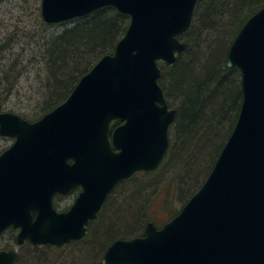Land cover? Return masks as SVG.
Wrapping results in <instances>:
<instances>
[{
	"label": "water",
	"instance_id": "water-1",
	"mask_svg": "<svg viewBox=\"0 0 264 264\" xmlns=\"http://www.w3.org/2000/svg\"><path fill=\"white\" fill-rule=\"evenodd\" d=\"M197 0H41L47 24L114 7L129 17L112 54L102 56L68 97L36 121L0 113V235L17 229V245L63 246L80 240L114 186L158 168L169 147L170 109L158 84L187 44L178 38ZM225 65L240 73L235 125L208 176L161 227L116 239L100 264H264V6L242 25ZM80 192L66 211L55 194ZM15 250L0 251L12 264Z\"/></svg>",
	"mask_w": 264,
	"mask_h": 264
},
{
	"label": "trees",
	"instance_id": "trees-1",
	"mask_svg": "<svg viewBox=\"0 0 264 264\" xmlns=\"http://www.w3.org/2000/svg\"><path fill=\"white\" fill-rule=\"evenodd\" d=\"M262 6L264 0H197L190 27L180 37L186 49L173 67L160 63L158 84L169 107L176 110L168 130L167 153L155 171L139 172L119 183L130 186L125 189L127 195L121 193L119 204L109 193L99 215L105 212L103 218L110 216V221L100 224L103 231L93 227L92 241H71L76 249L62 259L65 264H100L110 243L138 236L141 231L136 227L140 223L143 227L147 222L162 226L199 189L231 133L240 108V73L225 65L229 45L244 22ZM37 8L36 4L30 16L36 21L34 30L38 33L16 27L0 44V95L4 100L19 95L14 85L21 78L30 79V72L38 79L36 88L23 93L39 102L30 121L62 103L102 56L112 54L129 23L127 15L103 7L71 21L47 24ZM29 35H34L35 49L29 54L24 47L15 52L18 44L24 46L29 41ZM13 56L16 61L11 63ZM138 180L166 181L165 196H159L156 203L152 198L146 202L145 188L153 182L135 183ZM43 247L50 249V245ZM50 255L52 252L43 249L37 261L24 264H52L55 259L49 260Z\"/></svg>",
	"mask_w": 264,
	"mask_h": 264
},
{
	"label": "rangeland",
	"instance_id": "rangeland-1",
	"mask_svg": "<svg viewBox=\"0 0 264 264\" xmlns=\"http://www.w3.org/2000/svg\"><path fill=\"white\" fill-rule=\"evenodd\" d=\"M36 4H37V7L39 8V11H37V13H39L40 15L41 0H38V2L34 0H0V44L14 32L16 27H19L20 31L22 30L28 31L31 34L38 33V29L34 30L36 28V25H35L36 21L35 19L32 18V16H30ZM29 36H28L29 41H26L27 43H25L24 46H23V43L21 45L18 44L17 47L14 49L15 52H18V48L22 50V48L24 47L26 49V53L29 54V52H31L32 49H35V47H33L34 35H29ZM15 59H16V56L15 57L13 56L12 59H10L11 63L15 62L16 61ZM19 69H20L19 66L16 67L17 71ZM30 74L32 76L30 79L26 80L24 78H21L20 81L14 85L18 88L19 95H13L10 97L9 100H4V96L0 95V107H1L0 113L1 112H11V113H14L20 116L23 119L30 121L29 118L33 116L34 113L39 109L38 101H35L34 99L31 100L30 98H28L27 96L23 94L28 88L30 87L36 88L37 86L38 79L35 76H33V72H30ZM12 143H13V138L0 136V152L5 148L10 147ZM147 181H149L150 183L151 182L153 183L148 188H145L146 193H148L146 202L150 201V199L152 198L153 201L156 203L159 196L160 198H163L165 196L164 192L166 188V181L161 180L158 182L157 180H141V181L138 180L135 183L144 184ZM120 182H118L114 186L113 190H111L112 193L110 192L112 200L117 199L116 202L118 204L121 202L119 198L121 193L125 192V195H127V191L125 189L129 186L128 184H123V183L119 185ZM129 189H130V186L128 187L127 190ZM73 201H74L73 195H67L65 197H62L61 199H58V198L55 199L54 203L56 204V209L58 211H63L67 209L68 207H70ZM99 214L100 212L98 213L97 219L92 221L89 224L88 234L85 238L81 239L82 243H87V242L92 241L93 235H91V232L93 231V227L97 230L98 229L100 230L101 228V231H103L100 224L103 222L106 224L107 222L110 221V218H109L110 216L108 217L107 220L103 218V216L105 215V212L101 213V215ZM136 228L137 230L141 231L138 235L140 236L143 231L142 223H140ZM15 235H16V231L14 229L10 228L6 230L0 237V250H15L17 264H24V263L37 261L43 249L45 251L48 250V252H52V254L54 255V257H52L53 255L52 256L50 255V259H49V260H53L52 258L55 259L54 262H51L52 264H65V262L62 261V259H64V257L69 255L70 251H72L73 249L74 250L76 249V245H73V243L71 242L59 248L50 246V249H45L43 246H35V245L30 244L29 242H25L22 245H17L15 242ZM130 238H131L130 236H127L126 238H123V239H130ZM56 253H59V254H56ZM76 256L78 259L80 258V254Z\"/></svg>",
	"mask_w": 264,
	"mask_h": 264
},
{
	"label": "flooded vegetation",
	"instance_id": "flooded-vegetation-1",
	"mask_svg": "<svg viewBox=\"0 0 264 264\" xmlns=\"http://www.w3.org/2000/svg\"><path fill=\"white\" fill-rule=\"evenodd\" d=\"M9 148V147H8ZM7 148H5V149H3L1 152H0V154L2 153V152H4L5 150H6ZM80 187L79 186H76V187H74V188H72L71 190H70V192L68 193V194H65V195H61V194H55L54 196H53V198H52V202H53V206L56 208V204L54 203L55 202V199H61L62 197H65V196H67V195H73V197H74V200H75V198L77 197V195L79 194V192H80ZM74 202V201H73ZM69 208V207H68ZM67 208V209H68ZM67 209H65V210H67ZM57 210V209H56ZM65 210H63V211H65ZM97 219V218H96ZM95 219V220H96ZM94 221V220H93ZM92 222V221H91ZM90 222V223H91ZM89 226V225H88ZM8 230V229H7ZM6 231V230H5ZM4 231V232H5ZM16 231V233H17V230H15ZM3 232V233H4ZM2 233V234H3ZM2 234L0 235V237L2 236ZM25 242H28V241H25ZM24 242V243H25ZM23 243V244H24ZM36 246V245H35ZM0 251H3V250H0ZM4 251H7V250H4ZM15 260H16V256H15V259H14V262H15ZM14 262L12 263V264H14Z\"/></svg>",
	"mask_w": 264,
	"mask_h": 264
}]
</instances>
